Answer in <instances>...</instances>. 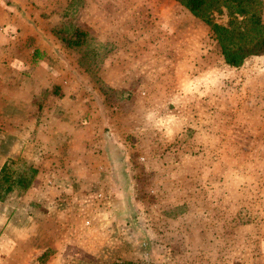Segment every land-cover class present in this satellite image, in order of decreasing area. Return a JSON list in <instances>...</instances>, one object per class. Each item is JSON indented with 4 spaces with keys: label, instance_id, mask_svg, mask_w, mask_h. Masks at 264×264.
<instances>
[{
    "label": "rangeland",
    "instance_id": "rangeland-1",
    "mask_svg": "<svg viewBox=\"0 0 264 264\" xmlns=\"http://www.w3.org/2000/svg\"><path fill=\"white\" fill-rule=\"evenodd\" d=\"M3 166L0 264H264V55L176 0H0Z\"/></svg>",
    "mask_w": 264,
    "mask_h": 264
},
{
    "label": "trees",
    "instance_id": "trees-1",
    "mask_svg": "<svg viewBox=\"0 0 264 264\" xmlns=\"http://www.w3.org/2000/svg\"><path fill=\"white\" fill-rule=\"evenodd\" d=\"M193 16L210 26L223 62L239 67L250 57L264 55V22H262L260 0H176ZM226 9L228 26L215 22L214 14ZM243 26V28H242ZM255 32V34H252ZM86 32L75 29L70 37H62L68 47H79L85 42ZM9 174L6 166L0 172V188H8ZM131 264V263H127ZM153 264V263H147Z\"/></svg>",
    "mask_w": 264,
    "mask_h": 264
}]
</instances>
